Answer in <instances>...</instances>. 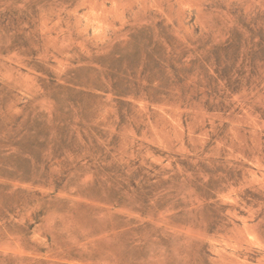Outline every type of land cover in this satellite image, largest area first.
Segmentation results:
<instances>
[{
	"label": "rangeland",
	"instance_id": "374dc122",
	"mask_svg": "<svg viewBox=\"0 0 264 264\" xmlns=\"http://www.w3.org/2000/svg\"><path fill=\"white\" fill-rule=\"evenodd\" d=\"M0 264H264V0H0Z\"/></svg>",
	"mask_w": 264,
	"mask_h": 264
}]
</instances>
